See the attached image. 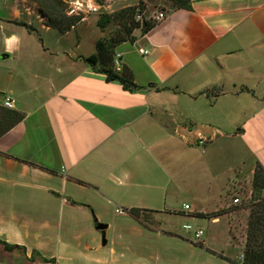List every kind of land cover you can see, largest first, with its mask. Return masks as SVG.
I'll return each instance as SVG.
<instances>
[{
  "label": "crops",
  "instance_id": "obj_1",
  "mask_svg": "<svg viewBox=\"0 0 264 264\" xmlns=\"http://www.w3.org/2000/svg\"><path fill=\"white\" fill-rule=\"evenodd\" d=\"M160 12L114 50L142 87L130 92L84 59L96 12L62 33L35 0H0V110L10 96L25 116L0 135V240L25 249L0 242V264L243 263L230 209L264 167V0Z\"/></svg>",
  "mask_w": 264,
  "mask_h": 264
},
{
  "label": "trees",
  "instance_id": "obj_2",
  "mask_svg": "<svg viewBox=\"0 0 264 264\" xmlns=\"http://www.w3.org/2000/svg\"><path fill=\"white\" fill-rule=\"evenodd\" d=\"M39 6L40 12L44 17L48 19V24L62 33H66L71 30L82 18L81 14L76 17L64 16V20H53L50 18V15L45 13L43 8L39 5L40 2L35 0ZM101 1V0H96ZM103 1V0H102ZM145 1H154V0H141L140 6H129L123 9H120L112 14H104L100 16L98 20V26L101 29L106 28L110 23L116 22L120 26V35L118 38H112L110 40H99L96 43L97 52L94 55H91L87 58H84L85 61L93 67H97L99 71L107 75L108 80L114 81L118 80L124 85V89L127 91H135L139 88H142L136 84L131 75L124 70L122 72H117L113 67L114 59V50L115 48L125 42L136 40L134 35L135 30L141 29L142 34H146L150 31L155 23L151 21L144 22V25H141L139 22H136V15L138 11L144 10L146 6ZM169 4L174 8H181L186 10L192 9L193 0H167ZM3 114L5 115L6 126L4 130L0 131V135L9 131L14 125L19 123L24 119V114L20 113L13 109H3ZM5 122V121H4ZM238 198V197H237ZM242 210L248 211L247 217V226H246V245L244 248V261L242 264H264V167L258 165L253 182H252V195L251 200L247 204H238L233 209H230L231 212L240 213ZM146 211L140 209H131L130 213L137 220L145 224L146 220ZM220 215L219 212L209 214L207 217H213ZM0 242L5 246L9 251L12 250H24L25 248L19 245H11L5 241ZM43 259V262H48V260Z\"/></svg>",
  "mask_w": 264,
  "mask_h": 264
},
{
  "label": "rangeland",
  "instance_id": "obj_3",
  "mask_svg": "<svg viewBox=\"0 0 264 264\" xmlns=\"http://www.w3.org/2000/svg\"><path fill=\"white\" fill-rule=\"evenodd\" d=\"M39 3V5L43 8V10L45 11V13H47L48 15H50V18H52L53 20H60L63 21L64 20V16H68V17H76L77 14H72L70 15V11L72 8H74V6L72 4H75V1H81L84 2L85 4L89 3L88 1H84V0H37ZM141 0H138V4L137 6L140 4ZM96 5L100 6V12H98V16L100 18V16L104 15V14H112L120 9L121 6L118 5L117 3H115L113 0H101V1H96ZM141 5V4H140ZM139 5V6H140ZM169 5V2L167 0H154V1H145V5L146 6L144 8V10L142 11H138L137 15H136V22H139L141 25H144V22L149 21L148 17H150L152 14H154V12H159L160 10H164L167 6ZM111 6V7H110ZM120 8V9H119ZM81 16L83 15L82 13H80ZM139 15L143 16V20H137V17ZM83 18H81V20L72 27L75 28L79 25V23L82 21ZM99 20V19H98ZM152 22V21H151ZM89 22L87 21L86 24H88ZM98 26V25H97ZM89 27V25H88ZM98 28H100L98 26ZM71 29V30H72ZM138 34L141 35V31L140 28L139 30L136 31ZM98 35L100 36L99 40H110L112 38H118V36L120 35V26L116 23V22H112L110 23L106 28L104 29H98ZM98 40V41H99ZM127 46H131V43H128ZM113 67H114V63H113ZM115 69V68H114ZM5 119V115L3 114V112L0 110V129L3 130V128H5L6 126V120ZM5 121V122H4ZM3 123V125H2ZM198 160L199 162H204V161H208L207 159L205 160V156L202 153V150L198 151ZM198 183L201 184H205L206 181L204 178H196ZM207 187H203V190H206ZM251 193H252V187L250 182L246 181L245 184L238 190H236L233 193V196H236L240 199V203L238 204H247L250 200H251ZM189 196L187 194H182V199H188L189 200ZM174 203V202H173ZM235 204V203H234ZM236 204V205H238ZM174 205H177V203H174ZM247 217H248V211L247 210H242L240 213L238 212L236 214V219H235V226L238 227L236 232L237 234H239V236L241 237L242 235H245V231H246V223H247ZM171 225H173V227H180L182 226V223L184 221H182L181 219L178 218H174L172 217L171 219ZM193 226V224H192ZM234 254L235 255H240L241 251L239 249H235L234 250ZM239 257V256H238Z\"/></svg>",
  "mask_w": 264,
  "mask_h": 264
},
{
  "label": "built area",
  "instance_id": "obj_4",
  "mask_svg": "<svg viewBox=\"0 0 264 264\" xmlns=\"http://www.w3.org/2000/svg\"><path fill=\"white\" fill-rule=\"evenodd\" d=\"M74 6V8L71 9L70 11V15L72 14H77L79 15L80 13L82 12H86V11H89V12H100V6H97V5H92L90 3H87L85 4L84 2H81V1H75V4H72ZM164 13L160 12V13H156L152 16H150L149 18V21H160L161 19L164 18ZM137 20H143V16L142 15H139L137 17ZM139 52L142 53V54H148L149 52L147 50H144V49H139ZM113 63H114V68L117 72H121L122 71V68H123V64H122V54L119 53V52H115L114 54V59H113ZM3 106L7 109H13L14 106H15V99L13 97H6V99L4 100V103H3ZM200 144H204L205 142V139H201L200 141ZM234 203L235 204H238L240 203V199L239 198H235L234 199ZM185 209L186 210H189L190 209V206L188 204H185L184 205ZM117 213L118 214H121V215H124L126 214V210L122 209V208H118L117 209ZM184 228L187 230V231H193L194 232V235H195V238H200L203 234H204V230L203 229H195L193 228L192 225H184ZM244 255L241 256L240 260L243 262L244 261Z\"/></svg>",
  "mask_w": 264,
  "mask_h": 264
},
{
  "label": "water",
  "instance_id": "obj_5",
  "mask_svg": "<svg viewBox=\"0 0 264 264\" xmlns=\"http://www.w3.org/2000/svg\"><path fill=\"white\" fill-rule=\"evenodd\" d=\"M99 227H100V228H105V225H102V224H101V225H99Z\"/></svg>",
  "mask_w": 264,
  "mask_h": 264
}]
</instances>
